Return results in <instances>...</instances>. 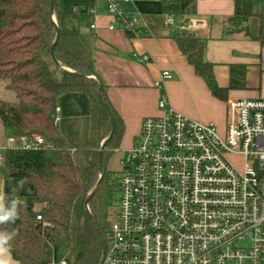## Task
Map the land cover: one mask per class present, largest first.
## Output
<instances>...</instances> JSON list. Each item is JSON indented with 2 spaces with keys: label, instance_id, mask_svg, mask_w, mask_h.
Returning <instances> with one entry per match:
<instances>
[{
  "label": "trees",
  "instance_id": "1",
  "mask_svg": "<svg viewBox=\"0 0 264 264\" xmlns=\"http://www.w3.org/2000/svg\"><path fill=\"white\" fill-rule=\"evenodd\" d=\"M163 1L166 12L180 14L179 0ZM52 2L0 0V84L17 99L11 106L0 102V123L5 135L39 134L45 139L39 150L7 152L3 189L9 198L17 195L26 203L14 224L0 228L16 230L12 255L20 264H98L104 245H110V215L120 192L109 161L121 143L125 123L95 70L92 35L84 31L92 24L93 12L79 6L63 10L58 0L54 6ZM250 3L236 1L235 14L228 19L233 30L248 31ZM57 27L59 41L53 52L66 70L51 57ZM175 40L214 96L225 99L229 89L244 87L242 66L232 67L229 87L218 85L214 64L205 57V41L195 30L182 29ZM69 92H83L90 99L88 146H71L59 130L58 98ZM113 128L103 152L104 178L88 210L86 199L101 175V144ZM21 180L23 188L18 186Z\"/></svg>",
  "mask_w": 264,
  "mask_h": 264
},
{
  "label": "built area",
  "instance_id": "2",
  "mask_svg": "<svg viewBox=\"0 0 264 264\" xmlns=\"http://www.w3.org/2000/svg\"><path fill=\"white\" fill-rule=\"evenodd\" d=\"M127 1L106 0L107 12L138 36ZM165 25L194 30L206 22L179 24L167 12ZM172 75L164 70L155 85ZM171 105L162 93L160 113L143 119L121 161L110 245L98 264H264V98L229 99L224 132ZM44 146L39 134L5 135L0 164L9 150Z\"/></svg>",
  "mask_w": 264,
  "mask_h": 264
},
{
  "label": "crops",
  "instance_id": "3",
  "mask_svg": "<svg viewBox=\"0 0 264 264\" xmlns=\"http://www.w3.org/2000/svg\"><path fill=\"white\" fill-rule=\"evenodd\" d=\"M75 7L93 12L86 33L92 35L97 75L106 84L109 99L125 123V132L116 151L125 155L140 132L143 119L160 113L162 93L176 110L188 117L215 124L224 132L228 120V101L234 98H264V0H251L252 12L246 30H233L237 0H179V24L193 20L206 26L194 29L205 41V57L214 64L215 79L227 88L233 66L245 68L244 87L229 89L227 98L213 95L205 80L195 73L175 36L181 30L166 26L163 0H129L126 11L138 16V36L128 32L107 12L106 0H74ZM115 28L110 29L109 25ZM164 70L173 77L158 88L155 82ZM58 127L73 147L90 143L91 102L83 92H69L58 98ZM0 187H3V182ZM15 260V259H14ZM17 264H20L15 260Z\"/></svg>",
  "mask_w": 264,
  "mask_h": 264
},
{
  "label": "clouds",
  "instance_id": "4",
  "mask_svg": "<svg viewBox=\"0 0 264 264\" xmlns=\"http://www.w3.org/2000/svg\"><path fill=\"white\" fill-rule=\"evenodd\" d=\"M18 186L23 188V180L18 182ZM25 200L17 195L9 198L8 194L0 187V226L14 224L20 218V211L25 206ZM17 232L0 228V264H17L12 255V241Z\"/></svg>",
  "mask_w": 264,
  "mask_h": 264
},
{
  "label": "rangeland",
  "instance_id": "5",
  "mask_svg": "<svg viewBox=\"0 0 264 264\" xmlns=\"http://www.w3.org/2000/svg\"><path fill=\"white\" fill-rule=\"evenodd\" d=\"M58 4H59V7L63 10H71L76 4H81V3H76V1L74 0H58ZM0 102L7 106L17 104V99L14 93L10 90H7L5 86H3L2 84H0ZM4 136H5V131L0 123V141L4 139ZM125 156L126 155L122 153V151L115 150L109 161V168L114 170V174L118 178L121 174V166H122L121 161L124 159ZM233 160L239 166L243 162L241 158H233ZM4 175H5V165L3 163V164H0V186L4 180L3 179Z\"/></svg>",
  "mask_w": 264,
  "mask_h": 264
},
{
  "label": "water",
  "instance_id": "6",
  "mask_svg": "<svg viewBox=\"0 0 264 264\" xmlns=\"http://www.w3.org/2000/svg\"><path fill=\"white\" fill-rule=\"evenodd\" d=\"M54 1H55V0H53V2H52V6H54ZM52 19H53L54 22H56V20H55V15H54L53 12H52ZM58 41H59V28L57 27V37H56V40H55V42L53 43V45H52V47H51V57H52V60H53L57 65H59L60 67H62L63 69H65V67L62 66V65L60 64V62L57 60V58H56V56H55V54H54V52H53V50H54V48H55V46H56V44H57ZM65 70H66V69H65ZM100 99H101V101H103L102 98H100ZM107 112L109 113V115H111V112H110L109 108H107ZM113 132H114V128L112 129V131H111V133L109 134V136H108V137L102 142V144H101V148H100V162L103 161V152H104V150H105V148H106V145L108 144V141H109L110 138L112 137ZM103 174H104V165H103V162H102V163H101V175H100V179H99V181H98V183H97L95 189L90 193V195L87 197L86 202H85V205H86V208H87V209H88V202H89L90 198H91L92 195L95 193V191H96V189L98 188V186L100 185V182H101L102 178H104V177H103ZM88 210H89V209H88ZM105 251H106V246L104 245L102 257L104 256Z\"/></svg>",
  "mask_w": 264,
  "mask_h": 264
}]
</instances>
